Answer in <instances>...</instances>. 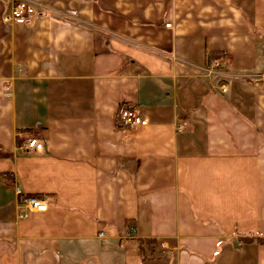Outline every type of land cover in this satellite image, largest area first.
<instances>
[{
	"label": "crops",
	"instance_id": "obj_1",
	"mask_svg": "<svg viewBox=\"0 0 264 264\" xmlns=\"http://www.w3.org/2000/svg\"><path fill=\"white\" fill-rule=\"evenodd\" d=\"M29 1L0 0V264H264V0Z\"/></svg>",
	"mask_w": 264,
	"mask_h": 264
},
{
	"label": "built area",
	"instance_id": "obj_2",
	"mask_svg": "<svg viewBox=\"0 0 264 264\" xmlns=\"http://www.w3.org/2000/svg\"><path fill=\"white\" fill-rule=\"evenodd\" d=\"M43 6L29 0H15L9 13L5 16V21L17 25H29L31 20L39 14ZM166 27H169L167 25ZM220 61H212L205 69L203 75L205 78H214L219 75ZM264 80V76H260ZM220 91L226 93V86H220ZM118 121L124 129H135L137 127H145L147 121L142 119L135 111L123 110L118 115ZM21 153L30 155L32 153H42L43 145L36 139H27L19 148ZM16 193L19 197L18 208L22 210L19 214L20 219H26L30 213H45L47 210V201L45 199L32 198L23 195L18 189ZM100 236H103L101 234Z\"/></svg>",
	"mask_w": 264,
	"mask_h": 264
},
{
	"label": "trees",
	"instance_id": "obj_3",
	"mask_svg": "<svg viewBox=\"0 0 264 264\" xmlns=\"http://www.w3.org/2000/svg\"><path fill=\"white\" fill-rule=\"evenodd\" d=\"M259 242H262L263 243L264 241L263 240H259Z\"/></svg>",
	"mask_w": 264,
	"mask_h": 264
}]
</instances>
